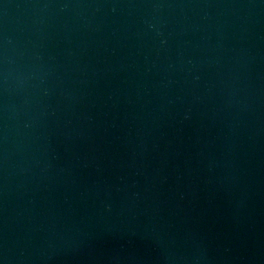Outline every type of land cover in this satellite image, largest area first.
Returning <instances> with one entry per match:
<instances>
[{
	"label": "water",
	"instance_id": "water-1",
	"mask_svg": "<svg viewBox=\"0 0 264 264\" xmlns=\"http://www.w3.org/2000/svg\"><path fill=\"white\" fill-rule=\"evenodd\" d=\"M0 264H264V0H0Z\"/></svg>",
	"mask_w": 264,
	"mask_h": 264
}]
</instances>
